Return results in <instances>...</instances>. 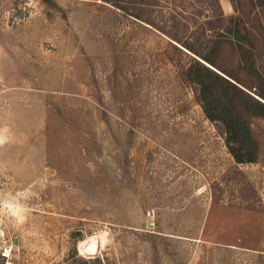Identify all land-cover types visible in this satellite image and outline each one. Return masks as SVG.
<instances>
[{"label":"rangeland","instance_id":"rangeland-1","mask_svg":"<svg viewBox=\"0 0 264 264\" xmlns=\"http://www.w3.org/2000/svg\"><path fill=\"white\" fill-rule=\"evenodd\" d=\"M174 1L0 0V264H264V0Z\"/></svg>","mask_w":264,"mask_h":264},{"label":"trees","instance_id":"trees-1","mask_svg":"<svg viewBox=\"0 0 264 264\" xmlns=\"http://www.w3.org/2000/svg\"><path fill=\"white\" fill-rule=\"evenodd\" d=\"M105 3H109L116 7L117 9L133 16L136 19H139L146 24L154 27L155 29L159 30L161 33H164L166 36L171 38L172 40L176 42H183L181 41L182 37L178 36V33H171L170 30H166L165 27L158 26L155 23L154 19V8L153 4L147 5L145 3V0H101ZM174 2V7L175 8V1L171 0ZM194 1V6L190 5V13L192 16H197V15H203L205 16L203 25L206 26L207 30L214 31L213 36H216L218 38H229L230 40H233L235 42V45H237L240 49L242 43L238 39V35L241 32V21L239 18L236 17V13L233 11L232 14H224L222 12L220 2L219 0H193ZM230 3L232 4V0H229ZM147 8V9H146ZM149 9V14L144 15V10ZM183 12H188L187 10H183ZM168 15V21L176 20L178 17V14H176L175 9L171 10V12L167 11ZM184 26L187 28L188 25L184 24ZM244 28V27H243ZM200 29V27H198ZM202 31H206L204 27L201 29ZM191 33V32H189ZM247 35L252 34V31L248 29L246 31ZM184 45L186 48L191 49L188 45L181 43Z\"/></svg>","mask_w":264,"mask_h":264},{"label":"built area","instance_id":"built-area-1","mask_svg":"<svg viewBox=\"0 0 264 264\" xmlns=\"http://www.w3.org/2000/svg\"><path fill=\"white\" fill-rule=\"evenodd\" d=\"M8 247H3L2 251L0 252L1 256H7L8 255Z\"/></svg>","mask_w":264,"mask_h":264},{"label":"crops","instance_id":"crops-1","mask_svg":"<svg viewBox=\"0 0 264 264\" xmlns=\"http://www.w3.org/2000/svg\"><path fill=\"white\" fill-rule=\"evenodd\" d=\"M221 4H222V6H223V8H224V10H227V6L225 5L226 4V2H224V1H221ZM221 6V5H220ZM210 260V259H209Z\"/></svg>","mask_w":264,"mask_h":264},{"label":"bare ground","instance_id":"bare-ground-1","mask_svg":"<svg viewBox=\"0 0 264 264\" xmlns=\"http://www.w3.org/2000/svg\"><path fill=\"white\" fill-rule=\"evenodd\" d=\"M92 245H93V243L89 241V243L87 244V247H88L89 249H91V248H92ZM84 250H85V249H84Z\"/></svg>","mask_w":264,"mask_h":264},{"label":"water","instance_id":"water-1","mask_svg":"<svg viewBox=\"0 0 264 264\" xmlns=\"http://www.w3.org/2000/svg\"><path fill=\"white\" fill-rule=\"evenodd\" d=\"M146 225L151 226V223L149 222V219L146 220Z\"/></svg>","mask_w":264,"mask_h":264},{"label":"clouds","instance_id":"clouds-1","mask_svg":"<svg viewBox=\"0 0 264 264\" xmlns=\"http://www.w3.org/2000/svg\"><path fill=\"white\" fill-rule=\"evenodd\" d=\"M0 142H2V141H0Z\"/></svg>","mask_w":264,"mask_h":264}]
</instances>
